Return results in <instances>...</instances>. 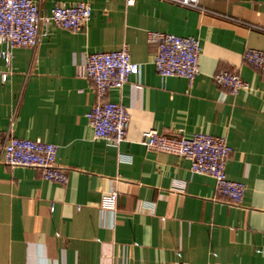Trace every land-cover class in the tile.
Listing matches in <instances>:
<instances>
[{
  "label": "crops",
  "instance_id": "crops-1",
  "mask_svg": "<svg viewBox=\"0 0 264 264\" xmlns=\"http://www.w3.org/2000/svg\"><path fill=\"white\" fill-rule=\"evenodd\" d=\"M59 1L79 0H37L44 12ZM88 1L83 29L50 23L36 47L14 49L0 76V146L14 116L12 134L58 144L68 173L62 183L0 162V264H264V72L244 57L264 49V31L248 24L264 26V0H200L214 12L168 0ZM148 30L200 38L193 80L156 70ZM123 44L139 65L106 96L130 113L116 146L93 137L86 113L98 96L77 66ZM222 69L250 88L230 93L214 80ZM149 128L226 135L227 174L246 184L242 203L218 196L213 176L192 171L185 156L146 146ZM111 189L115 211L101 205Z\"/></svg>",
  "mask_w": 264,
  "mask_h": 264
},
{
  "label": "built area",
  "instance_id": "built-area-1",
  "mask_svg": "<svg viewBox=\"0 0 264 264\" xmlns=\"http://www.w3.org/2000/svg\"><path fill=\"white\" fill-rule=\"evenodd\" d=\"M168 1L201 12H214L203 6L200 0ZM91 14L92 5L88 0L59 1L49 12H44L37 0H0V57L8 66L6 70L0 69L2 80H6L11 71L10 64L15 48L36 47L43 28H47L50 23L62 28L81 30ZM248 24L264 31L263 25ZM148 39L157 44L153 63L160 74L183 76L193 80L200 72L202 45L198 36L148 30ZM244 57L264 72V49L249 47L244 51ZM138 65L131 58L127 44L117 49L89 52L85 61L78 64L77 74L94 81L98 96L86 113L94 138H105L116 146L126 138L130 113L122 102L106 96L112 88L121 89L129 80L130 74L138 69ZM214 80L227 86L232 94L250 88L249 82L237 70H219L214 73ZM13 125L14 116L11 118L8 134L0 146V162L12 166L37 167L44 178L66 182L67 169L57 160L58 144L39 137L16 136L12 134ZM142 142L149 148L185 156L189 159L192 171L213 176L218 196L233 204L242 203L246 184L230 178L227 174V161L233 148L226 135L197 131L190 135L171 137L157 128H149L143 131ZM117 202L118 191L111 189L103 195L101 205L115 211Z\"/></svg>",
  "mask_w": 264,
  "mask_h": 264
}]
</instances>
